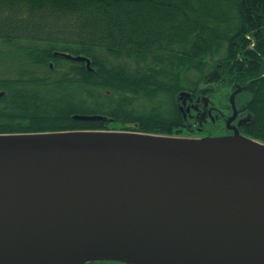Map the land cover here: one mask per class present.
I'll return each mask as SVG.
<instances>
[{
	"label": "trees",
	"instance_id": "obj_1",
	"mask_svg": "<svg viewBox=\"0 0 264 264\" xmlns=\"http://www.w3.org/2000/svg\"><path fill=\"white\" fill-rule=\"evenodd\" d=\"M0 92V134L236 127L264 143V0H0Z\"/></svg>",
	"mask_w": 264,
	"mask_h": 264
},
{
	"label": "water",
	"instance_id": "obj_2",
	"mask_svg": "<svg viewBox=\"0 0 264 264\" xmlns=\"http://www.w3.org/2000/svg\"><path fill=\"white\" fill-rule=\"evenodd\" d=\"M234 129L0 134V264H264V158Z\"/></svg>",
	"mask_w": 264,
	"mask_h": 264
},
{
	"label": "bare ground",
	"instance_id": "obj_3",
	"mask_svg": "<svg viewBox=\"0 0 264 264\" xmlns=\"http://www.w3.org/2000/svg\"><path fill=\"white\" fill-rule=\"evenodd\" d=\"M164 138L170 139V140L178 139V140L188 141L192 143L200 142L199 140L188 139V138H175V137H164ZM232 140H237V139L231 136L224 137L222 138V141L219 140L220 143L217 144V146L219 148H226L228 143L231 142ZM249 148L253 150L254 152L258 153L262 158H264V144L261 142H257L255 140L246 139L244 137H240L237 140L236 147L232 151H230L229 154H231V157L237 158L242 153L246 152Z\"/></svg>",
	"mask_w": 264,
	"mask_h": 264
},
{
	"label": "rangeland",
	"instance_id": "obj_4",
	"mask_svg": "<svg viewBox=\"0 0 264 264\" xmlns=\"http://www.w3.org/2000/svg\"><path fill=\"white\" fill-rule=\"evenodd\" d=\"M3 67V66H2ZM186 95V94H185ZM184 95V105H185V107L186 108H188L189 109V106H190V100H189V98H188V96L186 95L185 96ZM217 98L218 97H216V100H217ZM232 99H233V97H232ZM216 100H213V99H211L210 101L207 99V101L205 102V104L204 105H206V107H208V106H211V102L212 101H214V102H216ZM200 122H201V124L202 125H204V126H206L208 123H209V117H207V112L205 111L204 112V116H202V118L200 119ZM177 137H187V138H198V139H200V138H202L200 135H177ZM258 142V141H257ZM260 142V141H259Z\"/></svg>",
	"mask_w": 264,
	"mask_h": 264
},
{
	"label": "flooded vegetation",
	"instance_id": "obj_5",
	"mask_svg": "<svg viewBox=\"0 0 264 264\" xmlns=\"http://www.w3.org/2000/svg\"><path fill=\"white\" fill-rule=\"evenodd\" d=\"M228 126H229V127H232V125H231L230 123L228 124Z\"/></svg>",
	"mask_w": 264,
	"mask_h": 264
}]
</instances>
